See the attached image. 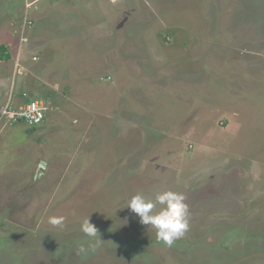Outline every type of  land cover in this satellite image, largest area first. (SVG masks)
I'll return each instance as SVG.
<instances>
[{"label": "rangeland", "instance_id": "rangeland-1", "mask_svg": "<svg viewBox=\"0 0 264 264\" xmlns=\"http://www.w3.org/2000/svg\"><path fill=\"white\" fill-rule=\"evenodd\" d=\"M0 45V108L47 106L0 117V264H264V0H0ZM165 189L171 247L127 207Z\"/></svg>", "mask_w": 264, "mask_h": 264}, {"label": "clouds", "instance_id": "clouds-1", "mask_svg": "<svg viewBox=\"0 0 264 264\" xmlns=\"http://www.w3.org/2000/svg\"><path fill=\"white\" fill-rule=\"evenodd\" d=\"M127 207L139 217L141 224L154 228L157 239L168 247L182 238L189 228V206L185 195L181 192L165 189L155 192L153 196L137 192L128 201ZM49 223L53 226H62L64 217H50ZM80 230L87 237L92 238L94 243L90 244L89 248L80 245L77 249L78 254L86 255L103 243L104 240L89 217L83 220Z\"/></svg>", "mask_w": 264, "mask_h": 264}, {"label": "built area", "instance_id": "built-area-1", "mask_svg": "<svg viewBox=\"0 0 264 264\" xmlns=\"http://www.w3.org/2000/svg\"><path fill=\"white\" fill-rule=\"evenodd\" d=\"M31 21L27 19L24 21L22 33L20 36L21 43L27 42V38L24 36L25 27L30 26ZM24 95V94H23ZM11 98L4 103L0 108V117L10 122H24L27 125H37L43 121L45 117V111L47 106L41 99H29L17 108H14L11 104Z\"/></svg>", "mask_w": 264, "mask_h": 264}, {"label": "water", "instance_id": "water-1", "mask_svg": "<svg viewBox=\"0 0 264 264\" xmlns=\"http://www.w3.org/2000/svg\"><path fill=\"white\" fill-rule=\"evenodd\" d=\"M44 165H45L44 161L40 162L39 165H38V171H39L38 175L39 176H41V173H43L42 169L44 168Z\"/></svg>", "mask_w": 264, "mask_h": 264}, {"label": "trees", "instance_id": "trees-1", "mask_svg": "<svg viewBox=\"0 0 264 264\" xmlns=\"http://www.w3.org/2000/svg\"><path fill=\"white\" fill-rule=\"evenodd\" d=\"M0 53H1V57H2L3 59L8 57V55L5 54V52H4V48H3V46H1V45H0Z\"/></svg>", "mask_w": 264, "mask_h": 264}]
</instances>
